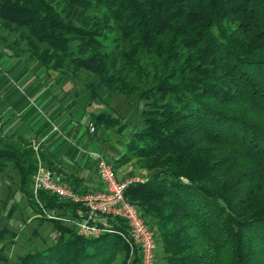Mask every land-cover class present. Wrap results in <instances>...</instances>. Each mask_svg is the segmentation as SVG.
<instances>
[{
    "label": "trees",
    "instance_id": "obj_1",
    "mask_svg": "<svg viewBox=\"0 0 264 264\" xmlns=\"http://www.w3.org/2000/svg\"><path fill=\"white\" fill-rule=\"evenodd\" d=\"M0 34L6 56L76 104L90 141L94 125L115 173H145L125 195L161 264H264V0H0ZM41 161L80 196L103 190L95 162ZM38 165L30 139L0 135V174L54 231L17 264H143L123 219L85 238L65 222L82 203L47 192L38 203Z\"/></svg>",
    "mask_w": 264,
    "mask_h": 264
},
{
    "label": "rangeland",
    "instance_id": "obj_2",
    "mask_svg": "<svg viewBox=\"0 0 264 264\" xmlns=\"http://www.w3.org/2000/svg\"><path fill=\"white\" fill-rule=\"evenodd\" d=\"M104 43L112 46V35L108 36L107 39L104 40ZM1 47L2 46L0 45L1 85H3L4 88H8L9 90H11L12 93L14 91V97L18 98L19 100L21 98L24 101L27 100L26 106L28 109L36 110L41 106V101L38 97H31V91L28 89L26 77H30V75H33V81H37L38 79L40 82H42V84H44L43 70L34 71L27 69L22 62H18L13 58H9L8 56H6V54L1 50ZM21 74H23V76H21ZM45 86L47 87V85ZM47 92L51 97L49 105L56 106L58 108L57 112H64L67 114V123L71 126L70 132L71 134H76V130L81 127L79 124L80 110L77 108L76 104L69 99L68 95L65 94L61 87H49ZM115 107L118 110H124L128 108V105L125 102H119ZM7 109L8 108L2 110L0 109V135H4L3 127L5 123V116H3V113L6 112ZM54 112L55 111L51 113ZM90 125L91 124L88 125L89 132L87 135L88 137H91L92 143L96 144V147L94 148L98 151L99 154L103 155V153H105L106 145L100 142V138L95 135L96 132L90 133ZM57 127L58 131L56 132V134L59 136V138H66V141L68 142L67 149L74 147L78 152V150H80L81 148L74 137H69L68 139L67 135L69 133L65 132V128L63 127V129L58 125ZM86 128L87 127H85V129ZM79 153L81 154V152ZM90 159V163L88 162L86 165L88 166V170L95 172V161L92 158ZM68 167L74 170H81L82 163L77 159V157H75L74 159L71 158L70 165ZM133 173H136L137 176H132ZM116 176L119 181L128 182L134 179L142 180L145 176V173L136 168L133 164H129L120 168L116 172ZM10 214L11 217L9 219L8 217ZM24 218L25 220H23ZM36 218L37 216H33V211L29 208L27 199L20 192L17 181H13V179L6 177L5 174H0V231H2L4 227L10 230L9 233L6 232V235L4 234L5 239H3V242L0 241V246L2 244H6V264H17L18 257L26 254L32 249L42 248V246H44V243H48L51 241L52 237L54 236L52 225L49 223L41 225ZM34 232H38L39 236L34 235ZM157 251L158 249L156 247V249L154 250L153 261L154 264H161L159 259H157L156 257ZM114 264H120V259Z\"/></svg>",
    "mask_w": 264,
    "mask_h": 264
},
{
    "label": "built area",
    "instance_id": "obj_3",
    "mask_svg": "<svg viewBox=\"0 0 264 264\" xmlns=\"http://www.w3.org/2000/svg\"><path fill=\"white\" fill-rule=\"evenodd\" d=\"M52 131L58 127L53 125ZM90 133H95L94 125H90ZM33 150L38 156V169L33 176V195L39 203V194L47 192L60 201L82 203L84 210L78 211L77 218L66 219L65 222L77 227L80 236L98 238L105 233H111L110 218H121L128 223L129 238H125L131 247H140L143 254V264H154L156 244L151 230L144 223L137 209L126 197V191L131 183L140 182L134 179L128 182L118 180L111 164L97 151L85 150L84 153L96 163L99 180L103 185L100 192L80 196L71 186L58 175L45 168L39 157L40 143H32Z\"/></svg>",
    "mask_w": 264,
    "mask_h": 264
},
{
    "label": "crops",
    "instance_id": "obj_4",
    "mask_svg": "<svg viewBox=\"0 0 264 264\" xmlns=\"http://www.w3.org/2000/svg\"><path fill=\"white\" fill-rule=\"evenodd\" d=\"M21 76H23V74H21ZM26 82L28 89L31 91V97H38L41 101V106L36 110L28 109L26 106L27 100L24 101L22 98L19 100L14 97V91L12 93L11 90L4 88L0 83V109L8 108L6 112L3 113V116H5L3 127L4 136L10 140H16L24 136L31 140V144L34 142L40 143V159L43 153L48 159L60 161L68 167L71 158L74 159L77 157L82 163V168H88L86 165L88 163V156L83 152L85 150H96L94 148L96 144L85 137V126L79 122L81 127L76 130V134H71V126L67 123V114L64 112H57L58 108L56 106L49 105L51 97L47 92L48 87L42 84L38 79L37 81H33V75H30V77L27 76ZM53 111L55 112L51 113ZM53 124L61 128L64 127L65 132L69 133L67 135L68 139L69 137H74L81 149L79 148L80 150L77 152L73 147L72 150L69 151V149H67L68 142L66 138H59V136L52 131ZM79 152H81V154Z\"/></svg>",
    "mask_w": 264,
    "mask_h": 264
}]
</instances>
